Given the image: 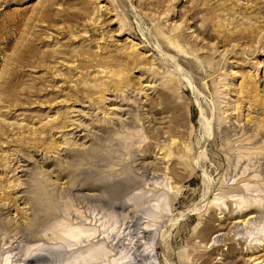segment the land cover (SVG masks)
<instances>
[{
	"label": "rangeland",
	"instance_id": "rangeland-1",
	"mask_svg": "<svg viewBox=\"0 0 264 264\" xmlns=\"http://www.w3.org/2000/svg\"><path fill=\"white\" fill-rule=\"evenodd\" d=\"M0 264H264V0H0Z\"/></svg>",
	"mask_w": 264,
	"mask_h": 264
},
{
	"label": "bare ground",
	"instance_id": "bare-ground-1",
	"mask_svg": "<svg viewBox=\"0 0 264 264\" xmlns=\"http://www.w3.org/2000/svg\"><path fill=\"white\" fill-rule=\"evenodd\" d=\"M246 37V36H245ZM178 38V37H177ZM179 38H181V37H179ZM158 49H160L159 47H158ZM10 66V65H9ZM134 123V122H133ZM228 124H230L229 126H227V128H232V129H236V125L232 122V121H229L228 122ZM248 129H246V133H248ZM23 171H25V170H23ZM250 218V217H249ZM254 218V217H253ZM258 219V218H257ZM248 221H249V219H248ZM237 223V222H236ZM223 232V231H222ZM218 236H221V234H218Z\"/></svg>",
	"mask_w": 264,
	"mask_h": 264
}]
</instances>
